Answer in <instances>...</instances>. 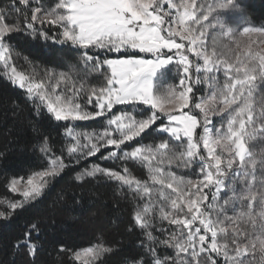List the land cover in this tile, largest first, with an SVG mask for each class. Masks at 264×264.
Returning a JSON list of instances; mask_svg holds the SVG:
<instances>
[{"label": "snow or ice", "instance_id": "1", "mask_svg": "<svg viewBox=\"0 0 264 264\" xmlns=\"http://www.w3.org/2000/svg\"><path fill=\"white\" fill-rule=\"evenodd\" d=\"M245 12L243 0H0V75L64 138L56 155L36 129L44 166L7 179L20 199H0V220L66 172L81 186L101 176L127 189V230L141 236V251L122 264H264V155L250 148L264 141V24L237 32L228 16ZM16 35L65 48L59 62L69 71L41 75L28 57L33 72L18 70ZM173 69L176 83L161 91L157 81ZM82 121L100 127L78 131ZM41 233L40 220L24 224L13 248L34 260ZM117 250L102 234L80 249L59 246L77 264H105Z\"/></svg>", "mask_w": 264, "mask_h": 264}, {"label": "trees", "instance_id": "2", "mask_svg": "<svg viewBox=\"0 0 264 264\" xmlns=\"http://www.w3.org/2000/svg\"><path fill=\"white\" fill-rule=\"evenodd\" d=\"M42 2L51 6L57 0ZM243 2L246 6L245 14L229 15L230 24L237 28L248 24H264V0ZM13 42L20 53L13 60L18 70L25 71L26 74L33 72V65L24 59L28 57L34 64L39 65L35 71L41 75L45 68L69 71L67 66L59 62L66 56V49L60 45L49 42L46 46L43 42L25 40L23 35H16ZM176 81L177 76L173 69L166 79L157 81V86L163 91ZM99 127L97 121L77 123L78 131H93ZM36 129L43 135H50L53 150L56 155H60L59 149L64 140L63 128H57L55 122L37 114L24 90L13 87L0 75V152L7 154V160L0 163V199H20L18 194L11 193L5 187L7 179L12 176H26V170H40L44 166ZM159 139L161 137L150 136L145 142H158ZM250 148L257 157L264 155V141L253 142ZM93 160L95 158L82 162L75 171L88 166ZM103 166L120 170L118 162H105ZM127 167L137 178H146V170L135 163L128 162ZM72 176L73 172H66L51 184L38 202L18 212L11 220H0V264H77L68 252L59 251V246L63 244L66 249H80L94 242L100 234L110 246L118 249L105 257V264H122L123 258H130L141 251L137 247V241L141 238L139 231L127 230L132 214V200L127 189L121 188L116 182H108L101 176L88 178L81 186L73 181ZM73 192L77 193L81 203L73 202ZM32 220L42 222L39 238L42 247L34 260L23 249L13 248L23 225ZM161 251L172 254L171 250Z\"/></svg>", "mask_w": 264, "mask_h": 264}, {"label": "rangeland", "instance_id": "3", "mask_svg": "<svg viewBox=\"0 0 264 264\" xmlns=\"http://www.w3.org/2000/svg\"><path fill=\"white\" fill-rule=\"evenodd\" d=\"M230 26L233 27V28H235V29L237 30V32H239L240 30H242V28H237V27H235V26H233V25H231V24H230ZM225 42H226V41H225ZM77 123H79V122H76V124H77Z\"/></svg>", "mask_w": 264, "mask_h": 264}]
</instances>
